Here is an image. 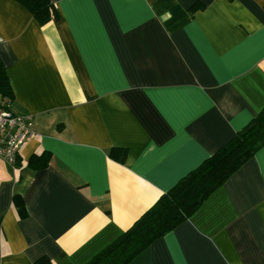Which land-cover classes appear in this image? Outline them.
Instances as JSON below:
<instances>
[{"label":"crops","instance_id":"1","mask_svg":"<svg viewBox=\"0 0 264 264\" xmlns=\"http://www.w3.org/2000/svg\"><path fill=\"white\" fill-rule=\"evenodd\" d=\"M50 1L39 23L0 0L34 123L19 164L0 157V264L90 260L264 108V0ZM126 264H264V146Z\"/></svg>","mask_w":264,"mask_h":264},{"label":"trees","instance_id":"2","mask_svg":"<svg viewBox=\"0 0 264 264\" xmlns=\"http://www.w3.org/2000/svg\"><path fill=\"white\" fill-rule=\"evenodd\" d=\"M32 12L39 23L56 17L57 11L50 0H18ZM11 87L0 60V99L11 106ZM264 146V108L252 117L228 143L218 148L145 210L117 238L95 253L83 264H126L179 222L190 216L202 202L217 189L242 163ZM48 154L43 151L29 160L31 166H41ZM18 155L16 156L15 165ZM13 204L20 217L27 215L20 195L13 196ZM1 221V216H0ZM37 264H42L38 260Z\"/></svg>","mask_w":264,"mask_h":264},{"label":"built area","instance_id":"3","mask_svg":"<svg viewBox=\"0 0 264 264\" xmlns=\"http://www.w3.org/2000/svg\"><path fill=\"white\" fill-rule=\"evenodd\" d=\"M33 118L0 99V157L15 166L18 150L33 135Z\"/></svg>","mask_w":264,"mask_h":264}]
</instances>
